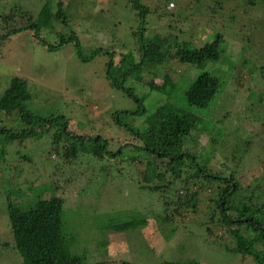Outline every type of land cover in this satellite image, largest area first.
Wrapping results in <instances>:
<instances>
[{"label": "rangeland", "instance_id": "1", "mask_svg": "<svg viewBox=\"0 0 264 264\" xmlns=\"http://www.w3.org/2000/svg\"><path fill=\"white\" fill-rule=\"evenodd\" d=\"M5 1L6 6L21 7L2 8L4 0H0V27L4 26L0 35L8 28L24 26L27 18L21 13L35 16L46 0ZM142 1L152 9L145 19V36L161 34L178 37V41H169L172 46L165 62L147 67L141 78L131 76L125 84L144 99L143 105L150 111L162 96L153 91L149 81L163 84L169 75L175 82L183 78L191 82L206 71L218 77L220 91L208 106L194 109L206 132L192 133L187 146L199 164L226 175L236 172L249 176L244 185H252L254 171L260 169L258 164L264 157V0H254V9L247 0L223 2L222 7L212 4L214 0H170L169 8L164 9L168 16L154 11L165 7L161 2L166 0ZM58 2H62L65 20L52 18L45 36L53 43L58 40L57 32L75 31L85 52L96 47L108 49L114 58L111 70L122 80L139 61L138 12L128 0H52L54 12ZM9 14H14L10 21L5 18ZM217 33L224 35L227 47L219 60L203 64L178 61V51L188 43L201 47ZM110 62L107 53L83 62L71 43L59 51L49 50L33 31L0 41V99L12 80L21 77L32 93L27 103L30 110L42 116L64 114L71 132L101 134L111 141L110 150L124 146L117 158L100 160L83 153L67 160L55 155L54 128L24 141L3 136L8 144L0 142V264L23 262L14 245L10 199L22 207L35 205L43 184L42 188L45 184L53 187L42 193L43 199L55 195L64 199L65 232L73 250L87 264H255L250 256L229 249L232 243L228 235L221 230L213 233L212 217H197L208 211L205 204H199V210L192 214L196 220L191 216L167 220L163 216L168 192L140 187L146 165L132 159L140 155L145 160L151 155L136 143L132 145V136L115 126L113 119L116 111L135 110L139 104L126 91L110 85L106 77ZM179 103L184 104V100L180 98ZM127 119L134 127L145 123L140 115ZM0 126L17 132L27 127L17 112L7 115L2 110ZM259 179L253 185L259 184L255 200L264 203V178ZM168 180L173 189L179 183L172 184V177ZM131 221L136 223L127 230L113 228Z\"/></svg>", "mask_w": 264, "mask_h": 264}, {"label": "trees", "instance_id": "2", "mask_svg": "<svg viewBox=\"0 0 264 264\" xmlns=\"http://www.w3.org/2000/svg\"><path fill=\"white\" fill-rule=\"evenodd\" d=\"M196 1L200 3L202 0ZM214 1L212 4L222 7L223 2L230 3L229 1L236 0ZM5 2L4 0L2 8L21 7L20 4L10 3L6 6ZM128 2L141 18L140 33L137 36L140 55L139 61L137 60L133 66H130L129 72L122 80L111 70L114 58L108 49L96 47L88 53L85 52L75 31L68 34L57 32L58 40L53 43L45 36V28L51 23L52 18L65 20L62 2H58L56 12L53 11L52 0H46L35 16L22 12L21 15L27 18V23L17 28H8L3 35H0V41L25 31H33L35 38L52 51H59L66 45L73 44L76 54L83 62H90L101 53L109 54L111 62L106 70V77L110 80V85L126 91L139 104L135 110L116 111L113 116L114 124L126 129L132 136H130L132 145L136 143L141 151L151 155V158L145 160L140 155L132 159V161H140L146 165L145 172L139 181L140 187L152 192L161 190L168 192L169 196L164 198L165 215L163 216L167 220L187 219L184 217L189 218L190 216V219L212 217L213 233L221 230L222 233L228 235V242L232 243L230 250L250 256L255 264H264V203L255 200V188H259V184L253 187L254 183L260 180L259 176L264 178V165H261L264 157L260 158V165L258 164L260 169L254 171L256 173L254 183L244 185V178L249 176H238L236 172L226 175L222 170L212 171L207 165L199 164L195 155L189 150L187 141L190 140L192 133L197 130L206 132L203 127H200L202 119L194 109L208 106L220 91L219 78L210 72H201L191 82L184 78L181 82H175L169 75L166 76L167 80L163 84L155 83L153 80L149 81L150 85L155 87L153 91H157L162 99L150 111L144 107V99L135 94L125 83L131 76L141 78L146 69H152L153 65L159 66L165 62L168 59L167 52L172 46L169 41L174 38L178 41V37H163L161 34H156L153 38L145 36V19L152 9L142 0H128ZM169 2L170 0L161 2L165 7L154 9V11L161 16H168V10L164 11V9L169 6ZM247 2L251 9L255 8L254 0H247ZM13 15L9 14L5 18L10 21ZM62 23L67 24L65 21ZM3 27V25L0 27V31ZM226 49L224 35L217 33L211 41L201 47L188 43L178 51V61L188 64L217 61ZM153 74L156 76L157 72L154 71ZM262 75L264 79V69ZM180 91H182L181 94H179ZM31 97L32 93L28 89L26 80L15 77L0 99V110L7 115L17 112L27 127L17 132L0 126L1 144L4 142L3 136L5 135L11 138V141H24L28 138H39L54 128L55 155H61L67 160L83 153L100 160L105 157L116 156L117 158L118 154L122 153L124 146H120L116 151L110 150L111 141L101 134L86 136L71 132L68 128L69 120L64 114L42 116L33 112L27 105ZM180 98L184 100V104L179 103ZM261 100L264 102V94ZM135 115L145 117L143 127H134L128 122L127 117ZM7 144L8 141H5L2 145ZM171 177L173 178L172 184L179 181L175 190L168 182V178ZM43 185L36 193L35 205L22 207L11 199L9 202L14 245L23 257L21 264H87L86 259L73 250V243L65 232L64 199L56 195L48 200L43 199L42 193L53 189L52 186L46 184L42 188ZM242 189L249 191V194L245 195ZM199 204H205L208 211L195 217L192 214L199 210ZM135 223L136 221L125 222L114 225L113 228L127 230ZM121 264L139 263L124 261Z\"/></svg>", "mask_w": 264, "mask_h": 264}, {"label": "built area", "instance_id": "3", "mask_svg": "<svg viewBox=\"0 0 264 264\" xmlns=\"http://www.w3.org/2000/svg\"><path fill=\"white\" fill-rule=\"evenodd\" d=\"M171 6H174V3H171Z\"/></svg>", "mask_w": 264, "mask_h": 264}]
</instances>
